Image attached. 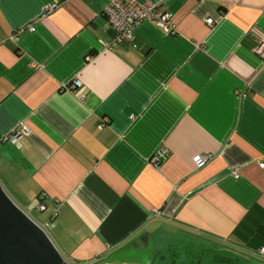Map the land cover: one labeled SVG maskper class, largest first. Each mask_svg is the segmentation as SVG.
<instances>
[{"label":"crops","instance_id":"1","mask_svg":"<svg viewBox=\"0 0 264 264\" xmlns=\"http://www.w3.org/2000/svg\"><path fill=\"white\" fill-rule=\"evenodd\" d=\"M54 1L0 0L6 193L74 264H152L180 236L264 264V0H149L174 32L124 42L108 0Z\"/></svg>","mask_w":264,"mask_h":264},{"label":"water","instance_id":"2","mask_svg":"<svg viewBox=\"0 0 264 264\" xmlns=\"http://www.w3.org/2000/svg\"><path fill=\"white\" fill-rule=\"evenodd\" d=\"M140 239L146 243L147 235ZM132 245L139 247L140 244L136 240ZM0 264H73L62 256L46 231L11 199L1 184Z\"/></svg>","mask_w":264,"mask_h":264},{"label":"built area","instance_id":"3","mask_svg":"<svg viewBox=\"0 0 264 264\" xmlns=\"http://www.w3.org/2000/svg\"><path fill=\"white\" fill-rule=\"evenodd\" d=\"M58 1H54L47 6H45V12L51 11L58 5ZM104 14L106 22L115 30V41L124 42L132 39V34L135 26L143 20H150L159 26L162 30L167 33H173L175 29V24L172 20V14L167 10H161L156 6L155 3L144 0H108L104 8ZM208 24H211L210 20H207ZM28 30H33L32 26L27 27ZM24 27L19 28L11 35V39H15V36L18 32L24 31ZM257 52L261 58V61L264 63V40L258 46ZM88 56L87 58H90ZM35 66V64H32ZM78 83L74 81L70 87L71 89L76 87ZM100 124L99 127H101ZM29 131L28 127L24 123H19V125L13 129L7 136L6 140L12 144H19V139L22 135L26 134ZM210 154L205 155H196L193 157V161L196 167L203 166L205 162L210 159ZM156 161L158 160L155 159ZM260 166H264V162L260 163ZM38 209H43L44 205L42 201H38ZM50 219L47 222L40 223L39 225L46 231V226L49 224ZM264 248L260 250L263 251ZM65 258V257H64ZM68 262L70 260L65 258ZM74 264V263H73Z\"/></svg>","mask_w":264,"mask_h":264},{"label":"rangeland","instance_id":"4","mask_svg":"<svg viewBox=\"0 0 264 264\" xmlns=\"http://www.w3.org/2000/svg\"><path fill=\"white\" fill-rule=\"evenodd\" d=\"M9 196L18 205V202L10 194ZM31 209H34L35 212L37 211L34 207H31ZM25 212L29 215L31 211L29 212L28 209H25ZM30 214L35 220L41 219L35 215L36 213L34 214L31 212ZM173 243L177 245L164 251L163 253L161 252L162 258L160 259H155V253L150 248H148V255L151 258L154 256L152 264H188L190 260L193 262L196 259V255H198L199 251H202V253L204 252L202 256L203 260L206 262L205 264H209V261L213 260L214 256L220 257L222 262H214L210 264H254L252 263L253 261H247L250 260L249 258L242 259L241 256L228 253L227 251L221 249V247L212 246L210 243H208V241L198 242L194 239H190L189 237L180 236L175 241H173ZM129 256H131V259ZM141 257L142 256L140 254L130 252L124 258L137 263L136 261L140 260ZM230 260H232V263Z\"/></svg>","mask_w":264,"mask_h":264},{"label":"clouds","instance_id":"5","mask_svg":"<svg viewBox=\"0 0 264 264\" xmlns=\"http://www.w3.org/2000/svg\"><path fill=\"white\" fill-rule=\"evenodd\" d=\"M38 224H40V223H38Z\"/></svg>","mask_w":264,"mask_h":264},{"label":"trees","instance_id":"6","mask_svg":"<svg viewBox=\"0 0 264 264\" xmlns=\"http://www.w3.org/2000/svg\"><path fill=\"white\" fill-rule=\"evenodd\" d=\"M42 201V200H41Z\"/></svg>","mask_w":264,"mask_h":264}]
</instances>
